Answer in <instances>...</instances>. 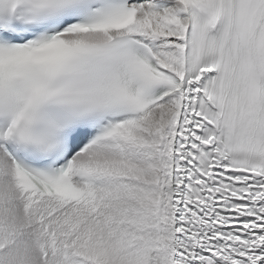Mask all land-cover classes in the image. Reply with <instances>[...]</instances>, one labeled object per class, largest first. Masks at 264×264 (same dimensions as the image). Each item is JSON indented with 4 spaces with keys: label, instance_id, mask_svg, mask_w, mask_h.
<instances>
[{
    "label": "snow or ice",
    "instance_id": "1",
    "mask_svg": "<svg viewBox=\"0 0 264 264\" xmlns=\"http://www.w3.org/2000/svg\"><path fill=\"white\" fill-rule=\"evenodd\" d=\"M0 264H264V0H0Z\"/></svg>",
    "mask_w": 264,
    "mask_h": 264
}]
</instances>
